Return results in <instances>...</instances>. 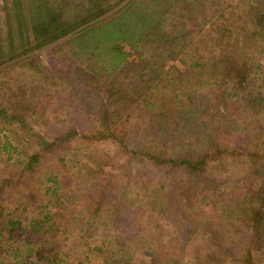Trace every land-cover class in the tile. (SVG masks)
I'll return each instance as SVG.
<instances>
[{
  "label": "trees",
  "instance_id": "1",
  "mask_svg": "<svg viewBox=\"0 0 264 264\" xmlns=\"http://www.w3.org/2000/svg\"><path fill=\"white\" fill-rule=\"evenodd\" d=\"M124 1L12 0L11 12L4 0L0 11L9 26L16 18L18 30L25 27L31 37L41 41L38 45L42 48L65 38L50 50L65 60L66 50L77 48L69 57L78 61L85 84L92 80L107 94L97 111L96 124L86 133L68 129L52 141L42 137L39 150L33 153L12 148L7 139L5 143L13 149L17 161L23 162L22 171L26 169L33 174L40 159L65 143L80 140L90 147L96 142H113L118 155L127 158L128 166L139 164L147 172L142 181L144 192L140 199L126 200L124 192V199L117 196V189L122 187L117 186L116 177L94 180L82 192L85 198L99 203L97 211L109 202L115 203L112 210H117L122 202L127 208L124 211L137 210L139 206L144 209L151 204L146 194L154 196L157 190L161 194H157L156 202L164 199L172 204L186 198L180 217L167 216L174 223L171 236H158L153 243L147 242L151 238L147 233V237H127L133 244L129 246L131 250L136 251L143 243L149 250V260L160 264L166 261L165 255L175 241L183 245L196 231L189 199L201 195L196 190H204L210 183L214 162L226 157H242L247 162L263 157L257 144L238 151L234 142L243 137L257 140L258 134L264 136V122H260L264 116V65L263 59L248 55L245 46L240 47L237 37L231 40L229 31L223 33L227 41L216 42L214 38L209 44L201 41V29L214 19L215 12L207 14V11L225 0H129L125 7L114 11ZM249 16L255 37L264 43V0H251ZM112 37L114 42L109 44ZM118 40L127 41L131 52L124 51ZM6 49L12 59L20 57L11 40ZM4 55L0 45V57ZM34 57L38 55L23 63H29V68L39 73L38 59ZM109 57L121 61V68L112 70L107 63ZM177 58L183 70L174 64L167 67L166 62H176ZM121 71L133 74L134 79L129 78L128 83L120 80ZM3 77L0 76L1 84ZM10 106L16 109L19 102L13 100ZM246 113L255 118L254 122L243 116ZM0 117L11 118L5 108H0ZM4 147L0 144V153ZM14 177L12 174L0 178V196ZM61 189L58 177L46 174L41 189L42 212L28 220L0 208V254L6 256L5 252L14 245L24 246L18 249L23 264H63L52 240L61 225L50 208L51 203L57 208L67 206L64 197L61 198ZM260 196V202L249 207L247 215L240 218L249 224L251 231L243 247L244 256L222 259L208 252L203 264L256 263L255 253L260 255L264 251V182ZM153 215L156 216L154 212ZM154 216L147 214L149 220ZM222 236L214 229L210 234L214 238ZM49 240L45 250L43 246ZM212 245L207 242L205 249ZM103 247L94 249L104 264L131 263L130 254L126 261L121 257L124 250L110 253ZM0 264H6L5 257L0 256Z\"/></svg>",
  "mask_w": 264,
  "mask_h": 264
},
{
  "label": "rangeland",
  "instance_id": "2",
  "mask_svg": "<svg viewBox=\"0 0 264 264\" xmlns=\"http://www.w3.org/2000/svg\"><path fill=\"white\" fill-rule=\"evenodd\" d=\"M3 2L4 0H0V10ZM7 2L9 10L13 12L12 0ZM128 2L129 0H125L114 11L122 9ZM250 5L251 0H225L223 4L208 10L207 14L215 12L214 19L201 29L200 34L203 35L201 41L206 40L208 44L211 38L216 42L221 39L227 41L228 38L223 33L224 30L229 31L232 33L231 40L237 37L240 47L245 46L248 55L263 59L264 65V43L253 33L249 16ZM12 20L15 22L12 21L9 26L4 12L0 11V45L3 47V54L6 55L0 57V69L4 68L0 70V76H5L3 83H0V108H5L11 117L8 119L0 117V144L5 146L0 153V178L12 174L15 176L0 196V208L2 211L21 214L26 220L35 217L42 212L43 178L46 174L55 175L62 188L61 198L64 197L67 203V206L58 208L50 204L52 215L61 225V230L52 239L55 253L60 255L59 262L104 264L102 257L94 249L103 245L110 253L124 250L121 257L125 261L130 254L132 259L129 264H155L149 260L147 254L149 250L145 249L143 243H140L139 249L133 251L129 248L133 244L127 237L141 238L147 233L151 235L147 242L153 243L161 235L171 236L174 232L172 228L174 223L168 221L167 216L180 217L179 212L186 204V198H180L178 203H172L173 205L168 200H166L168 204H164L166 202L164 199L156 202L159 190L153 187L158 193L154 196L150 192L146 194L150 196L151 204L144 209L139 206L137 210L124 211L127 208L122 202L116 213L117 210H112L115 203L109 202L105 203L104 209L97 211L99 203L85 198L82 192L95 181L109 179L111 175L116 177L114 181L117 186L123 188L117 189V196L122 197L124 192L126 200L136 197L140 199L144 192L142 181L146 178L147 172L139 164L128 166L127 158L122 154L118 155L117 145L113 142H96L89 147L80 140L70 141L57 147L55 149L57 151H53L52 154H46L43 160L40 159L34 167L33 174L26 169L22 171L23 162L17 161L13 149L6 145L5 139L12 148L33 153L39 150L37 146L42 137L52 141L68 129L86 133L96 124L95 117L99 106L107 98L106 90L97 86L94 81L90 80L85 84L78 61L70 60L69 54L71 51H77V48L69 51L65 49L67 54L65 60L50 50L65 38L43 48L39 47L41 41L37 42L33 36L31 37L25 27L18 30L16 18ZM113 37L109 44H113ZM10 40L17 49L16 54L20 55L15 60L8 55L7 49L4 50ZM119 43L124 51L131 52L127 41L121 40ZM22 53L24 54L21 55ZM33 55H38V58L32 59H38L36 64L39 73L32 71L29 63L28 65L23 63ZM131 57L134 58L135 54L132 53ZM120 62L109 57L107 63L113 70L121 68ZM166 63L167 67L174 64L179 69H184L179 58L176 62ZM84 65L85 63H81V66ZM132 77L131 73L119 72V79L127 83ZM13 100L18 101L19 106L12 110L10 105ZM243 116L252 122L255 120L249 113ZM262 121L264 122V116L260 118V122ZM234 143L238 151L251 149L257 144L259 154H264V136L260 134L257 135V140L243 137ZM214 163L210 168L212 177L210 183L204 190H196L201 195L189 199L193 207L192 226L196 225V231L183 245L180 241H175L169 254L165 255L166 261L160 264H203L208 252L209 255L214 253L213 255L222 259L244 256L243 247L247 245L251 231L248 228L249 224L240 218L247 215L249 207L260 202L262 198L260 195L264 182V155L248 162L242 157H226ZM65 183L70 185L64 186ZM147 214L154 216L153 219L149 220ZM213 229L223 233V236L210 237ZM50 242L51 240L43 246L45 250ZM207 242L213 244L212 248L205 249ZM18 249L22 250L24 246L14 245L5 252L6 256L3 253L0 256L5 257L6 264H21L22 257ZM260 253V255L255 253V264H264V251Z\"/></svg>",
  "mask_w": 264,
  "mask_h": 264
}]
</instances>
